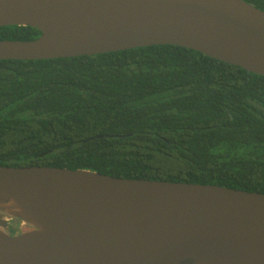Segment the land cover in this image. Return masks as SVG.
Returning <instances> with one entry per match:
<instances>
[{
	"label": "water",
	"instance_id": "water-1",
	"mask_svg": "<svg viewBox=\"0 0 264 264\" xmlns=\"http://www.w3.org/2000/svg\"><path fill=\"white\" fill-rule=\"evenodd\" d=\"M3 27L40 36L0 61L177 46L264 77V12L242 0H0ZM0 264H264V194L0 167Z\"/></svg>",
	"mask_w": 264,
	"mask_h": 264
},
{
	"label": "trees",
	"instance_id": "trees-1",
	"mask_svg": "<svg viewBox=\"0 0 264 264\" xmlns=\"http://www.w3.org/2000/svg\"><path fill=\"white\" fill-rule=\"evenodd\" d=\"M33 166L264 194V77L177 46L0 61V167Z\"/></svg>",
	"mask_w": 264,
	"mask_h": 264
}]
</instances>
